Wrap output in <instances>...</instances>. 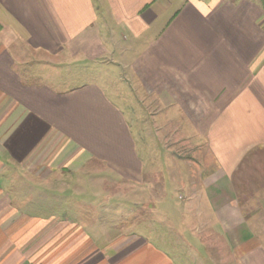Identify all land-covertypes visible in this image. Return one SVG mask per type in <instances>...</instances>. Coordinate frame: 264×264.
Masks as SVG:
<instances>
[{
	"label": "crops",
	"instance_id": "1",
	"mask_svg": "<svg viewBox=\"0 0 264 264\" xmlns=\"http://www.w3.org/2000/svg\"><path fill=\"white\" fill-rule=\"evenodd\" d=\"M261 1L0 0V264H264L234 180L264 149ZM129 95L149 139L196 146L177 200L140 170Z\"/></svg>",
	"mask_w": 264,
	"mask_h": 264
},
{
	"label": "rangeland",
	"instance_id": "2",
	"mask_svg": "<svg viewBox=\"0 0 264 264\" xmlns=\"http://www.w3.org/2000/svg\"><path fill=\"white\" fill-rule=\"evenodd\" d=\"M261 1V0H260ZM264 5V0L261 1ZM264 19V18H263ZM264 23V21H263ZM34 66V65H33ZM56 74V73H55ZM78 81L77 78L75 80H71V82ZM129 93V91H128ZM124 97V96H123ZM114 101L120 106L121 109H123V115L126 117V119L129 121V125L131 126V133H132V140L134 144L132 145L133 153L136 154L137 158L139 159V162L141 163V172L142 170L146 171L149 169V166L154 167L155 169H159L163 174V177L165 176L166 180V186L171 188L172 191L168 193V197H172L177 200L176 198V192H175V185L173 183V179L178 180L180 174H185L186 172V165L182 163L180 159H177L176 161V167L177 170L175 171L174 167V159L175 158H181L182 155H191V153L185 154L188 150H191L193 147L196 148V146L191 145L188 140L182 139L183 142L177 141L175 143V139H173L174 130L171 128L172 126H167V131L169 133V136H171V141H168L167 144H158L157 140L154 136H152V139H149L146 132L143 129V123H142V110H138L137 114H131L128 111L127 103L131 106H135L138 101L137 99H134L131 95L124 97V99L120 97L114 98ZM128 99V101H127ZM124 100V101H123ZM134 119V120H133ZM131 120H133L134 124H131ZM159 140V139H158ZM171 142V143H170ZM174 142V143H173ZM202 149V148H201ZM192 152V151H191ZM259 155V160L256 161H247L238 171L237 175L234 177L235 183L238 181L240 184L238 185V189L245 190L247 192H241L238 193L237 196L240 198V204L242 209H244L246 212L252 210L255 206H262V209H260V212L254 217H252L251 223H253V227L256 228V234H258L260 241L264 244V149ZM152 158L149 159V158ZM188 167V166H187ZM123 170L128 169L125 167H122ZM158 172V171H156ZM159 174L152 175L151 179L154 182V185H160V179ZM104 179H106L108 185H110V182H112V186L109 188H117V189H124V186L127 184H130V181H127L128 179L123 178L120 176L119 178L115 179V177L110 176H103ZM98 179V177H97ZM146 179V178H145ZM142 180V177H140V181ZM141 182H138L140 184ZM136 184V183H134ZM142 185V184H140ZM109 188L107 190H109ZM262 188V189H261ZM257 190L259 191H251L250 190ZM261 189V190H260ZM112 190V189H111ZM155 194V193H154ZM104 198L110 195V194H103ZM127 209V208H126ZM62 212H65V210H61ZM66 211H69L71 215H77L80 210H74V209H67ZM112 213H108L104 215V218H108L110 222L117 221L118 224L122 227H126L130 223L136 221H142L141 218L143 217V211L142 208L139 206H135L133 209H127V210H120L119 216L112 215ZM203 231H206L204 229ZM202 231V234L205 235ZM214 244H217L218 241L212 242ZM179 261V260H178Z\"/></svg>",
	"mask_w": 264,
	"mask_h": 264
}]
</instances>
